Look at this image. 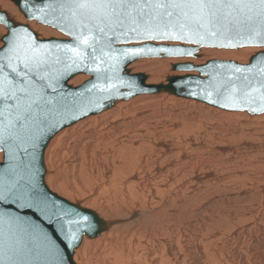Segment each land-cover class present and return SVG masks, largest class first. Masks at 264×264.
Here are the masks:
<instances>
[{
  "label": "bare ground",
  "instance_id": "6f19581e",
  "mask_svg": "<svg viewBox=\"0 0 264 264\" xmlns=\"http://www.w3.org/2000/svg\"><path fill=\"white\" fill-rule=\"evenodd\" d=\"M0 6L39 30L11 0ZM40 28L42 38H66ZM261 49L202 48L197 58H140L128 69L145 73L147 83H166L187 73L175 63H247ZM90 78L78 74L69 84ZM173 95L118 100L50 139L47 186L107 225L83 235L77 264H264V112H226Z\"/></svg>",
  "mask_w": 264,
  "mask_h": 264
},
{
  "label": "snow or ice",
  "instance_id": "6c2138e0",
  "mask_svg": "<svg viewBox=\"0 0 264 264\" xmlns=\"http://www.w3.org/2000/svg\"><path fill=\"white\" fill-rule=\"evenodd\" d=\"M16 2L27 17L44 12L41 5L53 14L59 12L71 42L41 40L28 25L0 14L6 29L0 34V115L5 116L0 120V146L8 161L0 168V264H73L67 249L76 247L74 241L84 230L97 229L95 216L54 198L42 183L39 164L44 140L61 123L76 118L73 113L84 96L83 92L68 90L66 81L83 70L94 74L96 81L91 88L82 85L88 93L114 90L117 85L113 80L136 87L137 78L121 76L120 66L139 56L144 48L114 47L123 42L121 37L129 36L128 32L117 31L129 19L138 25L129 31L146 40H188L199 44L206 35L216 37L246 27L247 39L264 44V0H41V5L35 0ZM245 11L249 15L241 22L234 13ZM252 60L256 63L247 68L232 65V71L235 79L249 88L256 81L259 87L252 90L259 91L264 100V48L254 53ZM257 65L258 75L253 72ZM101 80L107 84H100ZM230 83L217 87V93L228 90ZM231 90L236 91L234 85ZM5 205L15 206V211ZM25 210H30L31 215Z\"/></svg>",
  "mask_w": 264,
  "mask_h": 264
},
{
  "label": "water",
  "instance_id": "95a60500",
  "mask_svg": "<svg viewBox=\"0 0 264 264\" xmlns=\"http://www.w3.org/2000/svg\"><path fill=\"white\" fill-rule=\"evenodd\" d=\"M13 3L16 4L19 11L23 14V16L29 21H35L38 24L53 28L58 32L62 33L66 38H56V37H49V38H42L39 36L38 32L31 28L29 24L22 23L17 21L14 17H12L6 10L0 7V14H7L9 17H12L16 22L26 24L30 27V29L34 32V34L38 35L41 40L49 41V40H57L63 42H71V38L68 36V26L64 20H61L60 13L57 12L53 14L50 10L47 9L46 6L41 5V0H35L37 5H41L45 8L44 12H34L32 17L25 16L24 12L21 11V5L16 2V0H11ZM238 16L241 22H245L246 16L249 13L240 12L234 13ZM254 15V14H253ZM1 25L4 26L2 22ZM137 23L133 20L129 19L125 21V25L123 29H117V31H125L129 33L127 38L121 37V41L114 44V47L117 49H123L127 47H143L144 51L137 57L132 58L130 61L126 62L125 64L121 65V72L120 75L127 77L134 75L137 78V86L129 88L126 84H119L116 80H113L112 83L116 84L117 87L114 90H108L105 92H99L94 90L92 93H88L84 91V87L91 88V83H95L94 74L87 72V71H77L74 76L78 74H87L91 78L84 81L79 86H73L69 84L68 79L65 83V87L74 92H83L84 96L82 101L79 105V108L74 111L73 115L76 117L73 119H68L65 122L61 123L59 127L54 131V133H50L48 137L44 140L43 145L40 149V167H41V178L42 183L46 186L47 190L54 198L61 200L69 205H76L80 209L85 210L86 212H90L95 216V223H97L98 227L94 231H87L84 230L80 235L79 238L74 241L76 247L74 249L69 248L67 249V253L71 254V259L73 264H77L74 259V250L80 245L82 241V237L84 234L94 237L98 235L102 230L106 229L105 220L93 209H88L79 205V203H74L69 201L68 199L58 195L57 193L53 192L45 182V163H44V153L45 149L50 141V139L62 128L65 126H69L80 120L85 118L91 114H95L100 112L104 109H107L114 105V103L118 100H127L131 97L141 94V93H158L161 91H166L168 93L183 96L187 98L196 99L199 101L206 102L214 107L226 110V111H248L250 114H259L264 112V100L261 99V93L259 91H253V88H258L259 85L256 81H253L252 87L249 88L244 85L243 81L236 80L234 73L232 71V65H236L239 67L247 68L250 63L255 64L256 61L252 60V56L249 58L247 63H241L236 60H229V59H211L206 61L202 64H195L190 61L186 62H178L173 65L174 69L179 71L187 72L184 75H173L168 77L166 83H147V75L145 73H136L131 74L128 66L140 59V58H152V57H167V58H197L199 56V52L202 48H218V49H238L244 47H260L264 48V44H261L259 40H249L247 28L244 27L243 30L232 29L231 31L225 32L222 35H218L216 37L212 36H205V39L202 43H193L189 42L188 40H169V39H157V40H146L142 37H137L135 33L130 32L131 28L137 27ZM63 28V30H62ZM78 30V29H77ZM111 35V33H109ZM196 39V38H194ZM235 46H229V45ZM169 49L170 51H160V49ZM180 50V51H177ZM258 50L257 52H259ZM190 52L191 54H187ZM256 53V52H255ZM258 68L257 65L256 69H253V72L258 75ZM246 75H252L253 73H245ZM229 84L228 90L224 91L222 94H218L216 88L228 83ZM100 84L106 85L107 81L101 80L99 81ZM179 84V86H177ZM235 86L236 91L233 92L232 86ZM150 86V87H149ZM141 88H145L147 90L141 91ZM211 92V97L207 96V93ZM192 93H196L193 95ZM235 97V100L229 99V97ZM213 101H216L215 103ZM225 103H235L236 107H224ZM250 109H256V111H251ZM81 111L83 115H81ZM5 116L0 115V120H4ZM0 153H2V160L0 161V168H3L7 164V155L6 151L3 149V146H0ZM11 207L13 211H15V206H8ZM27 214L31 215L30 210H25ZM47 226V225H45ZM54 235V239L56 237Z\"/></svg>",
  "mask_w": 264,
  "mask_h": 264
},
{
  "label": "rangeland",
  "instance_id": "374dc122",
  "mask_svg": "<svg viewBox=\"0 0 264 264\" xmlns=\"http://www.w3.org/2000/svg\"><path fill=\"white\" fill-rule=\"evenodd\" d=\"M0 7H1V6H0ZM7 12H8V11H7ZM19 12H20V11H19ZM13 17H15V16L13 15ZM26 21H27V20H26ZM0 25H1V24H0ZM35 25H36V27L39 28V30H36V31L38 32V34H39V35H40V34L42 35L43 30H41L40 26H44V25L38 24L37 22H35ZM1 26L4 27L3 25H1ZM44 27H47V26H44ZM51 29H53V28H51ZM53 30L56 31V32H58V31L55 30V29H53ZM58 33H60V32H58ZM61 34H62V33H61ZM254 53H255V52H254ZM252 55H253V53H252ZM250 56H251V55H249V58H250ZM202 57H203V55H200L199 58H202ZM154 58H155V57H154ZM156 58H157V57H156ZM161 58L163 59V57H161ZM249 58H248V60H249ZM210 59H211V58H210ZM207 60H209V58H207L206 61H207ZM162 77H163V78H166L167 76L162 75ZM84 81H85V80H84ZM82 82H83V81H82ZM82 82H81V83H82ZM79 84H80V83H79ZM79 84H78V85H79ZM144 94H145V93H144ZM135 96H136V95H135ZM173 96H175V95H173ZM133 97H134V96H133ZM175 97H177V96H175ZM131 98H132V97H131ZM179 98H180V97H179ZM181 98H182V97H181ZM183 99H184V98H183ZM203 104H204V103H203ZM206 105H207V104H206ZM207 106H209V105H207ZM211 107H212V106H211ZM212 108H215V107H212ZM226 112H227V111H226ZM229 113H231V112H229ZM248 113H249V112H248ZM249 115H250V114H249ZM251 115H259V114H251ZM251 115H250V116H251ZM88 117H89V116H88ZM86 118H87V117H86ZM84 119H85V118H84ZM77 122H78V121H77ZM62 131H64V129H63ZM62 131H61V132H62ZM61 132H60V133H61Z\"/></svg>",
  "mask_w": 264,
  "mask_h": 264
}]
</instances>
